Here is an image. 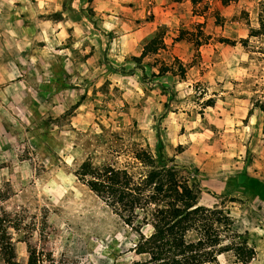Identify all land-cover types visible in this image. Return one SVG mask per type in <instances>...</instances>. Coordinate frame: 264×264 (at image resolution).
Returning <instances> with one entry per match:
<instances>
[{
  "label": "rangeland",
  "instance_id": "1",
  "mask_svg": "<svg viewBox=\"0 0 264 264\" xmlns=\"http://www.w3.org/2000/svg\"><path fill=\"white\" fill-rule=\"evenodd\" d=\"M17 1L15 5L23 4L26 13H42L40 20L60 18L53 14V2L32 6L33 0ZM263 5L264 0H168L160 7L169 11L162 21L153 2L145 16H139L133 2L129 8L136 25L161 22L149 37L159 35L157 50L165 46L164 39L193 45L183 60H171L170 55L157 58L159 70L167 67L180 74L194 99H205L202 106H212L220 92L241 90L258 112L263 130L264 31L259 29L264 23ZM179 35L183 40L176 42ZM65 43L68 50L60 53L66 61L65 74L56 62V42H23L13 48L8 63L0 56V225L18 264H26L32 249L42 264H143L146 259L135 253L137 223L114 215L72 170L96 150L110 160L104 144L110 133L120 136L124 131L125 141L143 143L137 132L142 107L138 90L148 94L151 81L142 80L141 88L135 78L105 79L100 67L93 74L87 56L73 48L70 36ZM201 47L204 60L200 52L196 55ZM35 53L38 60L32 58ZM188 67L194 70L186 77ZM34 86L51 93L40 97L41 111L26 109L29 97L17 94L18 89ZM196 196L201 206L211 203L212 196L200 188ZM230 207L239 210L236 231H248V244L256 251L250 264H264V225L248 218L244 203L236 201ZM140 231L151 232L149 227ZM0 264H4L1 253ZM217 264L235 262L226 254Z\"/></svg>",
  "mask_w": 264,
  "mask_h": 264
},
{
  "label": "crops",
  "instance_id": "2",
  "mask_svg": "<svg viewBox=\"0 0 264 264\" xmlns=\"http://www.w3.org/2000/svg\"><path fill=\"white\" fill-rule=\"evenodd\" d=\"M167 1L92 0L89 5L88 0H33L32 6L54 3L53 14L59 13L60 18L52 22L50 18L40 20L42 13H26L23 4L20 8L15 5L17 0H0V56L5 62L10 60L13 48H19L23 42H56V62L61 63L65 74L66 61L60 53L68 50L65 37L70 36L73 48L87 56L93 74L100 67L99 74L105 79L135 78L141 88L142 80L151 81L153 88L148 94L138 90V104H142L137 123L139 140L148 145L155 157L162 155L190 170L199 188L212 196L206 207L214 205V195L241 196L250 209L248 218L264 225V134L258 112L247 103L241 90L220 92L212 106H202L205 99H194L188 85L178 76L158 75L161 63L157 58L170 55L171 60H183L191 52L193 45L185 41L167 43L164 39L165 46L155 54L148 53L141 60V68H137L134 59L141 58L156 26L169 15L167 8H160ZM130 2L135 4L139 16L149 14L148 4L153 2L160 21L136 25L131 19L135 15L129 8ZM204 47L196 51L202 60ZM44 51L46 47L41 53ZM38 57L36 53L32 56L35 60ZM193 70L188 67L186 77ZM77 76L75 73L73 78ZM46 93L51 94L35 86L17 90L18 95L29 97L26 109L37 111L42 110L40 97ZM230 215L238 223L239 210L230 207Z\"/></svg>",
  "mask_w": 264,
  "mask_h": 264
},
{
  "label": "trees",
  "instance_id": "3",
  "mask_svg": "<svg viewBox=\"0 0 264 264\" xmlns=\"http://www.w3.org/2000/svg\"><path fill=\"white\" fill-rule=\"evenodd\" d=\"M259 29L264 31L263 22ZM158 36L148 39L141 58L134 59L137 68H141L142 58L157 51ZM180 40L182 35L175 39ZM165 73L181 78L167 67L160 69L158 75ZM260 110L264 115V108ZM121 133H110L104 143L110 160L98 156L96 150L76 163L72 172L114 215L128 224L137 223L135 253L146 259L143 264H217L218 258L226 254L233 256L235 264H250L255 259L256 251L248 244V231H236V221L228 208L236 201L246 205L243 197L214 195L213 206L199 205V183L190 170L175 164L176 167H168L172 160L162 155L155 157L147 144L125 141L124 131ZM145 227L151 230L148 235L140 231ZM0 253L4 264H18L1 225ZM26 264H42L34 249Z\"/></svg>",
  "mask_w": 264,
  "mask_h": 264
},
{
  "label": "water",
  "instance_id": "4",
  "mask_svg": "<svg viewBox=\"0 0 264 264\" xmlns=\"http://www.w3.org/2000/svg\"><path fill=\"white\" fill-rule=\"evenodd\" d=\"M171 166H174V164L173 163H169L168 167H171ZM174 167H176V166H174Z\"/></svg>",
  "mask_w": 264,
  "mask_h": 264
}]
</instances>
